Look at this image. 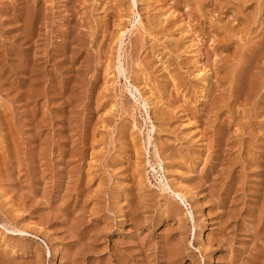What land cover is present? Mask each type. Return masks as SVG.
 Instances as JSON below:
<instances>
[{
    "label": "rangeland",
    "instance_id": "obj_1",
    "mask_svg": "<svg viewBox=\"0 0 264 264\" xmlns=\"http://www.w3.org/2000/svg\"><path fill=\"white\" fill-rule=\"evenodd\" d=\"M232 1L0 0V264H264V0Z\"/></svg>",
    "mask_w": 264,
    "mask_h": 264
},
{
    "label": "bare ground",
    "instance_id": "obj_2",
    "mask_svg": "<svg viewBox=\"0 0 264 264\" xmlns=\"http://www.w3.org/2000/svg\"><path fill=\"white\" fill-rule=\"evenodd\" d=\"M231 1H232V0H231ZM244 1H245V0H244ZM232 2H233V1H232ZM236 2H237V1H236ZM245 3H246V2H245ZM230 4H231V3H230ZM239 5H241V3H240ZM239 9H240V8H239ZM243 9H244V7H243ZM235 10H238V7H237V9L235 8ZM253 10H254V8H253ZM233 11H234V10H233ZM238 11H239V10H238ZM238 11H235V12H237V14H238V13H239ZM256 11H257V10H256ZM171 13H172V12H171ZM251 13H252V12H250V14H251ZM229 14H230V13H229ZM233 14H234V13H233ZM237 14H236V15H237ZM259 14H260V13H259ZM230 15H231V14H230ZM238 15H239V17H242V16H240V15H242V12H241L240 14H238ZM251 15H252L251 17H253V15L255 16L256 14H255V12H254V14H251ZM248 16H249L248 14H246V15L243 14V18H244V19L247 18ZM259 16H260V15H259ZM232 17H233V16H232ZM235 18H237V16H235ZM248 18H249V17H248ZM253 18H255V17H253ZM233 19H234V18H233ZM251 19H252V18H251ZM251 19H250V20H251ZM185 20H186V19H185ZM230 20H231V19H230ZM239 20H240V18H239ZM241 20H242V19H241ZM245 20H246V22H247V19H245ZM252 20H254V19H252ZM261 20H262V19H261ZM187 21H188V20H187ZM235 21H236V20H235ZM221 22H222V21H221ZM231 22H232V21H231ZM236 22H237V21H236ZM258 22H260V21H258ZM225 23H226V22H225ZM240 23H241V24H240ZM242 23H243V24H242ZM185 24H186V23H185ZM228 24H229V23H228ZM237 25H238L239 28H238V29H235V28L233 27L232 30H234V29H235V30L232 31V35L235 36V37L237 36V40L241 41V40L245 37V35H246V31H247V33H248V30H247V25H248V23H244V22L241 21V22L237 23ZM237 25H236V27H237ZM249 25H250V22H249ZM222 26H223V25H222ZM225 26H226V24H225L223 27H225ZM231 26H232V25H231ZM231 26L228 25V27H225V28H228V29H229ZM223 27H222V30H223ZM231 28H232V27H231ZM231 28L229 29L230 31H231ZM186 29H187V27H186ZM253 29H254V28H253ZM257 29H258V28H257ZM188 30H189V29H188ZM259 30H260V29H259ZM259 30H258V31H259ZM193 31H194V30H193ZM219 31H220V30H219ZM185 32H186V31H185ZM214 32H215V31H214ZM262 32H263V31H262ZM256 33H257V32H256ZM122 34H123V33H122ZM212 34H213V33H212ZM120 35H121V34H120ZM189 35H190V34H189ZM201 35H202V34H201ZM226 35H227V34H226ZM232 35H231V36H232ZM251 35H252V34H251ZM193 36H194V35H193ZM199 36H200V35H199ZM203 36H204V35H203ZM210 36H211V35H210ZM224 36H225V35H224ZM213 37H214V36H213ZM217 37H220L219 39H221V35H218ZM119 38H120V36H119ZM121 38H122V37H121ZM238 38H239V39H238ZM191 39H192V37H191ZM229 39H232V38H230V35H229V37H228V35H227V37L225 38V41H230ZM262 39H263V38H262ZM208 40H209V39H208ZM221 40H222V39H221ZM250 40H251V39H250ZM250 40H249V41H250ZM253 40H254V39H252L251 41H253ZM190 41H192V40H190ZM251 41H250V43H251ZM254 41H255V40H254ZM254 41H253V42H254ZM220 42H221V41H220ZM220 42H219V43H220ZM190 43H191V42H190ZM212 43H213V42H212ZM223 43H224V42H223ZM226 44H227V43H226ZM226 44H225V45H226ZM195 45H196V44H195ZM221 45H222V44H221ZM240 45H241V43H240L239 45H236V48L238 49V46H240ZM253 45H254V44H253ZM253 45H252V46H253ZM232 46H233V45H232ZM242 46H243V45H241L240 47L242 48ZM247 46H248V45H247ZM233 47H234V46H233ZM248 47H251V46L249 45ZM248 47H246V48H248ZM224 48H225V47H224ZM231 48H232V47H231ZM243 48H244V47H243ZM246 48H245V49H246ZM237 49H236V50H237ZM239 49H240V48H239ZM239 49L237 50L238 52L241 51V49H240V51H239ZM263 49H264V48H263ZM234 51H235V48H234ZM263 51H264V50H263ZM232 53H234V52H233V48H232ZM236 53H237V52H236ZM236 53H235V54H236ZM216 54H217V53H216ZM222 54H224V53H220V52H219V55H222ZM226 54H227V52H226ZM237 54H238V53H237ZM237 54L235 55V59H237V58H236V56H238ZM198 55H199V54H198ZM231 55H232V54H231ZM233 55H234V54H233ZM258 55H260V57H261V55H263V54H262V51H261V54H258ZM196 56H197V55H195V57H196ZM223 56H224V55H223ZM228 56H229V55H228ZM226 57H227V55L225 56V58H226ZM230 57H231V59L233 58L232 56H230ZM216 58H217V57H216ZM239 58H240V57H239ZM247 58H250V56L247 57ZM220 59H221V58H220ZM235 59L233 58V61H234ZM241 59H242V58H241ZM252 59H254V57H253ZM231 61H232V60H231ZM256 61H257V63H258V59H257ZM197 62H199V61H197ZM207 62H208V61H207ZM222 62H224V59H223V61H221L220 63H222ZM242 62H244V61L242 60ZM226 63L228 64V62H226ZM238 63H239V62H238ZM249 63H250V62H249ZM249 63H248V64H249ZM208 64H209V63H208ZM208 64H207V65H208ZM224 64H225V62L222 63L223 68L226 66V65H224ZM229 64L232 65L233 63H229ZM240 64H241V62H240ZM254 64H255V63H254ZM263 64H264V63H263ZM198 65H199V64H198ZM233 65H234V64H233ZM233 65H232V66H233ZM201 66H202V65H201ZM229 66H230V65H229ZM232 66H230V67H232ZM237 66H238V65H237ZM239 66H240V65H239ZM202 67H203V68H202ZM202 67L199 68L198 73L205 75V71H204V68H205V67H204V66H202ZM210 67H211V66H210ZM214 67H215V66H214ZM214 67H213V68H214ZM218 67H220V66H218ZM226 67L229 68V69H232V68H230V67H228V66H226ZM241 67H242V66H241ZM251 67H252V66H251ZM251 67H250V68H251ZM221 68H222V67H221ZM242 68H243V67H242ZM209 69H210V68H209ZM254 69H255V68H254ZM210 70H211V69H210ZM212 70H213V69H212ZM212 70H211V72H212ZM218 70H219V69H218ZM218 70H216V72H218ZM222 70H224V69H222ZM263 70H264V69H263ZM229 71H230V70H226V71H223L222 73L224 74V72H225V74H226V72H229ZM254 71H256V70H254ZM259 71H260V70H259ZM259 71H258V72H259ZM208 72H209V71H208ZM234 72H235V71H234ZM258 72H257V73H258ZM231 73H232V71H231ZM200 74H199V75H200ZM225 74H224V76H225ZM247 74H250V72L247 73ZM195 75H196V74H195ZM203 75H202V76H203ZM207 75H208V74H207ZM255 75H256V74H255ZM197 76H198V75H197ZM215 76H216V75H215ZM220 76H221V75H220ZM220 76H219V77H220ZM222 76H223V75H222ZM234 76H235V74H234ZM257 76H258V75H257ZM260 76H262V75H260ZM219 77H218V78H219ZM225 77H227V75H226ZM225 77H223V78L225 79ZM172 78H173V77H172ZM180 78H181V77H180ZM218 78H217V79H218ZM223 78H222V80H223ZM245 78H246V77H245ZM250 78H251V77H250ZM206 79H207V78H206ZM228 79H229V77H228ZM253 79H254V78H253ZM175 80H177V79H175ZM247 80H248V75H247V78H246V81H245L246 84H247ZM207 81H208V80H207ZM213 81H216V79L213 80ZM213 81H212V82H213ZM217 81H218V80H217ZM224 81H227V80H224ZM228 81H229V80H228ZM228 81H227V82H228ZM260 81H261V79H260ZM262 82H263V80H262ZM206 83H207V82H206ZM210 83H211V82H210ZM219 83H220L219 87H220L221 92H222V90H224V88L226 87V85L228 86V90H229V85H228L229 83H227V84L225 85V87H224V85H222L223 88H221V83H222V82H221L220 80H219ZM252 83H253V82H252ZM222 84H223V83H222ZM207 86H208V85H207ZM213 86H215V85L212 84V87H213ZM217 86H218V83H217ZM204 87H205V86H204ZM245 87H246V86H245ZM246 88H247V87H246ZM213 89H214V88H212V90H213ZM226 89H227V88H225V92L228 91V90H226ZM232 89H233V88H232ZM258 89H259V88H258ZM220 90L217 89V93H218V91H220ZM247 90H248V89H247ZM259 90H260V89H259ZM259 90H258V91H259ZM214 91H215V90H214ZM221 92H220V93H221ZM243 92H247L246 89L243 90ZM256 92H257V91H256ZM211 93H212V91H211ZM211 93H210V94H211ZM217 93L215 94L216 96H217ZM223 93H224V92H223ZM231 93H232V92H231ZM231 93H230V94H231ZM226 94H227V93H226ZM226 94H225L224 96H223L222 94H221V95L223 96V98H225V97H226ZM250 94H251V93H250ZM257 94H258V93H257ZM215 95H214V96H215ZM241 95H242V93H241ZM246 95H247V94H246ZM218 96H219V95H218ZM218 96H217V97H218ZM222 96H220V98H222ZM230 96H232V95H230ZM230 96H229V98H230ZM250 96H251V95H250ZM210 97H211V98H209V99L211 100L213 97H212V96H210ZM241 97H242V96H241ZM241 97H240V98H241ZM156 98H157V97H156ZM203 98H205V97H203ZM214 98H215V97H214ZM218 98H219V97H218ZM223 98H222V100H223ZM243 98H244V96H243ZM205 99H206V98H205ZM241 99H242V98H241ZM218 100H219V99H218ZM230 100H231V98H230ZM247 100H248V99H247ZM214 101H215V100H214ZM216 101H217V99H216ZM216 101L214 102L215 104H217V103L219 102V101H217V103H216ZM223 101H224V100H223ZM223 101H222V102H223ZM225 101H226V100H225ZM228 101H229V100H228ZM234 101H235V100H234ZM248 101H249V100H248ZM210 103H211V102H210ZM224 103H225V102H224ZM229 103H230V102H229ZM237 103H238V101H237ZM237 103H236V104H237ZM239 103H240V102H239ZM220 104H221V103H220ZM226 104H228V103H226ZM241 104H243V103H241ZM248 104H249V103H248ZM244 105H245V104H244ZM213 106H214V104H213ZM237 106H238V105H237ZM239 106H240V105H239ZM239 106H238V107H239ZM207 107H208V106H207ZM215 107H216V106H215ZM234 107H236V106L234 105ZM243 107H245V106H243ZM216 108H217V107H216ZM222 108H223V107H222ZM234 109H235V108H234ZM236 109H237V108H236ZM245 109H246V108H245ZM213 110H214V109H213ZM216 110H218V108H217ZM207 111H208V110H207ZM210 111H211V110H210ZM243 111H244V110H243ZM212 112H213V111H212ZM205 113H206V112H205ZM215 113H216V111H215ZM191 114H192V113H191ZM235 114H236V113H235ZM243 114H244V113H243ZM213 115H214V114H213ZM189 116H190V115H189ZM226 116H227V115H226ZM232 116H233V115H232ZM213 117H214V116H213ZM224 117H225V116H224ZM238 117H239V116H238ZM242 117H243V116H242ZM204 118H205V117H204ZM190 120H192V119H190ZM236 120H237V119H236ZM187 122H188V121H187ZM215 122H216V121H215ZM247 122H248V121H247ZM234 123H235V122H234ZM225 124H226V123H225ZM227 124H228V123H227ZM227 124H226V125H227ZM237 124H238V123H237ZM242 124H243V123H242ZM189 125H191V124H189ZM235 125H236V124H235ZM235 127H236V126H235ZM238 127H239V126H238ZM240 127H241V126H240ZM195 128H196V127H195ZM226 128H227V127H226ZM245 128H246V127H245ZM197 130H198V129H197ZM223 130H224V129H223ZM234 130H235V129H234ZM242 130H243V128H242ZM249 130H250V129L247 128L248 133H250ZM201 131H202V130H201ZM212 131H213V130H212ZM225 131H226V130H225ZM233 133H234V132H233ZM204 134H205V133H204ZM258 134H259V133H258ZM244 135H245V134H244ZM248 135L251 136L252 134H251V135L248 134ZM238 136H239V135H238ZM254 136H255V135H254ZM246 137H247V136H246ZM252 137H253V136H252ZM252 137H251V138H252ZM255 137H256V136H255ZM203 138H204V137H203ZM239 138H241V137H239ZM252 139H253V138H252ZM253 140H255V139H253ZM256 140H257V139H256ZM236 142H237V141H236ZM240 143H241V142H240ZM240 143H239V144H240ZM247 143L249 144V142H247ZM248 144H246V147H247ZM251 146H252V145H251ZM235 147H236V146H235ZM231 149H232V148H231ZM244 150H245V149H244ZM254 151H255V150H254ZM245 155H246V154H245ZM246 158H247V157H246ZM232 159H233V158H232ZM247 159H248V158H247ZM233 163H234V162H233ZM254 167H255V166H254ZM236 170H237V169H236ZM178 194L181 195V193H178ZM257 207H259V206H257ZM254 226H255V225H254ZM260 257H261V256H260Z\"/></svg>",
    "mask_w": 264,
    "mask_h": 264
}]
</instances>
